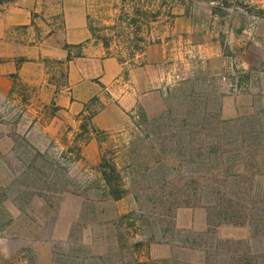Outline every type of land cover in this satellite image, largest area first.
Segmentation results:
<instances>
[{"label":"rangeland","instance_id":"obj_1","mask_svg":"<svg viewBox=\"0 0 264 264\" xmlns=\"http://www.w3.org/2000/svg\"><path fill=\"white\" fill-rule=\"evenodd\" d=\"M85 1L97 29L122 7ZM56 4L48 0L53 13L42 18L49 34L61 28ZM155 6L149 44L165 45L171 73L125 125L93 134L95 165L88 118L99 104L92 99L76 127L58 113L63 62L10 75L11 94L0 97V264H264V0ZM110 166L126 190L118 201L103 196ZM207 185L232 209L218 215Z\"/></svg>","mask_w":264,"mask_h":264},{"label":"crops","instance_id":"obj_2","mask_svg":"<svg viewBox=\"0 0 264 264\" xmlns=\"http://www.w3.org/2000/svg\"><path fill=\"white\" fill-rule=\"evenodd\" d=\"M47 2L0 0V97L5 98L11 90L10 75L23 76L28 67H36L44 59L63 62L65 85L53 97L58 113L72 119L69 125L76 127L88 103L96 99L99 104L90 119L94 132L90 131L88 143L90 164L95 165L99 153L93 134L121 128L142 96L160 90L169 78L166 48L161 43L147 45L135 58L134 67L125 66L127 74L123 76L124 66L92 39L85 0H60L61 4L54 5L60 8L62 22L51 34L45 25L50 22L42 20L53 13ZM17 60H23L21 65Z\"/></svg>","mask_w":264,"mask_h":264},{"label":"trees","instance_id":"obj_3","mask_svg":"<svg viewBox=\"0 0 264 264\" xmlns=\"http://www.w3.org/2000/svg\"><path fill=\"white\" fill-rule=\"evenodd\" d=\"M120 1L122 7L120 8V13L116 14L112 19V26L100 29L94 28L90 22L88 12L86 17L88 30L92 39L102 44L103 48L106 50V55L115 57L118 62L124 66L122 74L123 76H126L127 69L125 66H131V62H133L136 57L141 56L145 47L149 44V37L151 35V29H149V26L151 23L158 21V18L161 15V8H159V6H155L154 8L155 0ZM212 14H216L215 8H212ZM166 16L172 18V14L170 13ZM101 31H104L105 33L97 34L101 33ZM75 56L79 57L80 54L77 53ZM68 60H70L69 55L66 58V61ZM12 78L14 80L17 79L16 74L12 75ZM94 114L95 113L90 115L88 120H90ZM87 126L88 124H81L79 128L82 132H87ZM91 131H94L92 127ZM105 167L106 163L102 159L99 168L102 169ZM110 169L112 178L106 177L105 173H101L105 184L103 188V196L105 198L104 200L118 201L125 196L126 190L123 188L124 185L121 183V177L117 172L116 167L110 166ZM162 182L166 183V181L163 180ZM214 184L215 183H212V185ZM204 190V197H210L213 199L215 201L214 207H216L217 210L220 209L218 210V213H220H217L218 215L224 214L223 210H226L227 208L232 209L233 200L230 201L228 198L221 197L216 187L207 185V187H204ZM234 206L236 207V210L243 208L241 201L240 203L239 201L235 202Z\"/></svg>","mask_w":264,"mask_h":264}]
</instances>
